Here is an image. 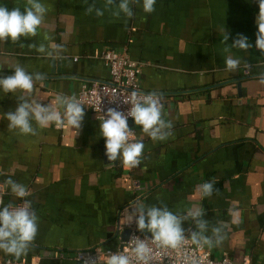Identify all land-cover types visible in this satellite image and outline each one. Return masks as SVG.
Returning a JSON list of instances; mask_svg holds the SVG:
<instances>
[{
  "label": "crops",
  "instance_id": "0c3cea01",
  "mask_svg": "<svg viewBox=\"0 0 264 264\" xmlns=\"http://www.w3.org/2000/svg\"><path fill=\"white\" fill-rule=\"evenodd\" d=\"M40 3L47 11L37 34L0 43V78L12 75L17 64L34 77L42 74L28 99L47 105L57 95L76 97L83 84L107 81L100 55L125 52L140 64V89L161 96L162 119L172 127L167 139L153 141L132 120L144 150L140 165L128 169L107 160L102 121L91 112L84 110L78 135L35 121V134L21 135L8 128L4 115L15 111L22 94L0 90L2 206L21 201L5 184L11 178L25 185V199L38 217L27 253L17 258L0 251V257L22 264H79L77 252L116 250L128 230H118L120 213L139 203L167 206L180 216L202 207L207 235L223 226L224 240L204 245L214 259L264 264V54L255 48L257 0H156L151 14L143 12L141 0L131 5V18L114 17L106 0ZM93 3L103 16L86 13ZM0 5L21 12L28 6L27 0ZM223 29L228 45L242 34L253 47L225 52L230 46L223 43ZM41 44L61 51L46 56L37 51ZM228 55L242 60L235 72L225 71ZM207 182L213 193L201 199L197 186ZM182 227L186 236L196 230L190 218Z\"/></svg>",
  "mask_w": 264,
  "mask_h": 264
},
{
  "label": "clouds",
  "instance_id": "9594fccd",
  "mask_svg": "<svg viewBox=\"0 0 264 264\" xmlns=\"http://www.w3.org/2000/svg\"><path fill=\"white\" fill-rule=\"evenodd\" d=\"M140 2L141 0H106V6L113 9L112 15L116 18L121 15L131 18L133 16L131 5ZM257 2L259 11L255 17L257 29L255 48L264 54V0ZM155 4L156 0H142L143 12L151 14L155 11ZM27 5L23 12L19 8L9 10L6 6L0 5V43H18L21 37L37 34L44 22L47 9L40 0H27ZM86 13H95L97 17L104 15V11L97 8L95 3L88 6ZM229 38V34L223 29V43L228 45L226 42ZM228 46L230 47H225V52H230V49L246 52L253 47L242 34H237ZM37 51L52 57L58 55L61 49L57 45L46 49L41 44ZM241 63L240 58L228 55L225 59V71L235 72ZM34 79H42V74L37 73L34 77L19 64L15 66L12 75L0 78V90L3 93L22 94L15 111H9L4 115L8 120V128L21 135H34L32 122L35 121L41 128L55 124L58 128L68 127L78 135L85 115L82 103L75 96L62 95H57L55 100L47 105L29 100L28 97L32 95L34 88ZM259 83L264 84V73L261 74ZM117 100L129 106L127 113L116 108H108L99 130L105 140L107 160L112 163L119 161L122 166L132 169L141 163L144 144L136 140L135 133L128 125V119L131 118L135 126H139L153 141L167 139L172 124L162 119L161 96L155 92L145 94L131 91L126 97L117 98L113 103ZM60 109H63V112ZM5 184L10 187L15 197L23 201V204L15 208L2 206L3 198L0 196V251L19 258L27 253L36 238L38 217L31 211V201L25 199L29 195L25 185L11 178L7 179ZM196 192L201 199L210 197L213 193V184L202 183L197 186ZM130 208V212L125 210L121 223L123 225L134 223L138 232L148 233L150 236L141 239L135 234L131 235L122 251L107 254L105 264H152L153 260L160 258L161 250L179 252L189 240L201 247L204 245L212 247L224 240L223 226L213 227L211 236L206 234L209 231L208 222L202 219L205 214L202 207L194 205L188 210L187 216L174 214L167 206L146 207L138 203ZM189 218L194 221L196 230L191 232L190 236H186L182 224Z\"/></svg>",
  "mask_w": 264,
  "mask_h": 264
},
{
  "label": "built area",
  "instance_id": "2783aa9c",
  "mask_svg": "<svg viewBox=\"0 0 264 264\" xmlns=\"http://www.w3.org/2000/svg\"><path fill=\"white\" fill-rule=\"evenodd\" d=\"M100 58L109 72V79L105 82H93L83 84L76 98L85 107L84 110L94 114L97 119L102 121L103 115L107 112L108 108H116L118 111L127 113L129 106L122 104L117 98L126 97L131 91H138L147 94L140 89L138 84V75L140 72V64L132 61L125 52L105 51L102 52ZM132 119H128L130 127ZM131 128V127H130ZM5 193V188L0 184V196ZM23 201H18L11 207H20ZM130 208V207H129ZM124 209L120 213L118 220V230L128 229L129 235L125 242L116 249H107L96 247L93 249L83 250L75 254V260L79 264H105L106 256L108 253H115L122 251L126 246L131 235L135 234L143 239L145 234L136 230L135 224L123 225L121 219L125 213ZM129 212L130 209H127ZM0 264H22L17 260L9 258H1ZM152 264H235L231 259L222 257L214 259L211 254L205 249L204 246H197L189 240L184 247L179 251L161 250V256L158 260H153ZM242 264H250L244 261Z\"/></svg>",
  "mask_w": 264,
  "mask_h": 264
},
{
  "label": "water",
  "instance_id": "95a60500",
  "mask_svg": "<svg viewBox=\"0 0 264 264\" xmlns=\"http://www.w3.org/2000/svg\"><path fill=\"white\" fill-rule=\"evenodd\" d=\"M51 73H54L53 69H51ZM128 235H129V230H125L123 234L121 235V241L125 242L128 238Z\"/></svg>",
  "mask_w": 264,
  "mask_h": 264
}]
</instances>
